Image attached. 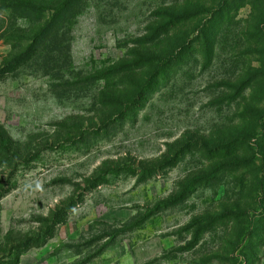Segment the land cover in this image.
Segmentation results:
<instances>
[{
  "label": "rangeland",
  "instance_id": "374dc122",
  "mask_svg": "<svg viewBox=\"0 0 264 264\" xmlns=\"http://www.w3.org/2000/svg\"><path fill=\"white\" fill-rule=\"evenodd\" d=\"M0 264H264V0H0Z\"/></svg>",
  "mask_w": 264,
  "mask_h": 264
},
{
  "label": "trees",
  "instance_id": "16d2710c",
  "mask_svg": "<svg viewBox=\"0 0 264 264\" xmlns=\"http://www.w3.org/2000/svg\"><path fill=\"white\" fill-rule=\"evenodd\" d=\"M174 55H175V53L173 55L165 58V59H159V60H157V63L154 66V70L156 71L158 68H160V62L161 61H163V62H170V61H172L173 58H174ZM155 71L151 75L155 74Z\"/></svg>",
  "mask_w": 264,
  "mask_h": 264
}]
</instances>
